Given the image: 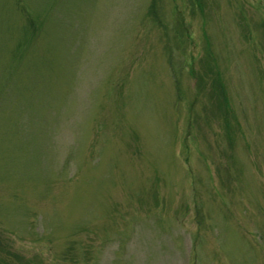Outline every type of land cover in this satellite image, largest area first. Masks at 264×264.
<instances>
[{
	"label": "rangeland",
	"instance_id": "1",
	"mask_svg": "<svg viewBox=\"0 0 264 264\" xmlns=\"http://www.w3.org/2000/svg\"><path fill=\"white\" fill-rule=\"evenodd\" d=\"M0 261L264 264V0H0Z\"/></svg>",
	"mask_w": 264,
	"mask_h": 264
},
{
	"label": "trees",
	"instance_id": "2",
	"mask_svg": "<svg viewBox=\"0 0 264 264\" xmlns=\"http://www.w3.org/2000/svg\"><path fill=\"white\" fill-rule=\"evenodd\" d=\"M0 264H6V263H4V262L0 261Z\"/></svg>",
	"mask_w": 264,
	"mask_h": 264
}]
</instances>
